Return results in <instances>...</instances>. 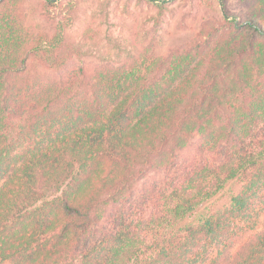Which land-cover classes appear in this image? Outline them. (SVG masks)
<instances>
[{"label":"trees","instance_id":"trees-1","mask_svg":"<svg viewBox=\"0 0 264 264\" xmlns=\"http://www.w3.org/2000/svg\"><path fill=\"white\" fill-rule=\"evenodd\" d=\"M56 1L0 0V264H264V0L92 74Z\"/></svg>","mask_w":264,"mask_h":264},{"label":"rangeland","instance_id":"rangeland-1","mask_svg":"<svg viewBox=\"0 0 264 264\" xmlns=\"http://www.w3.org/2000/svg\"><path fill=\"white\" fill-rule=\"evenodd\" d=\"M27 1L31 6L37 0ZM56 3L64 10L61 18L73 7V21L65 35L85 52L83 66L89 74L126 53L137 57L152 51L155 56L164 57L172 50H182L211 13L221 15L222 6V0H166L167 7L163 10L152 0H57ZM226 4L233 14L241 15L230 19L236 18L238 23L239 18H245V8L236 0H227ZM27 25L30 29L45 27L39 20H29ZM71 65L77 67L78 63ZM191 150L195 152V146L191 145ZM155 177L151 174L142 183ZM229 187L238 189L235 185L228 186L223 191L224 197L218 196L213 203L215 209L229 205Z\"/></svg>","mask_w":264,"mask_h":264}]
</instances>
